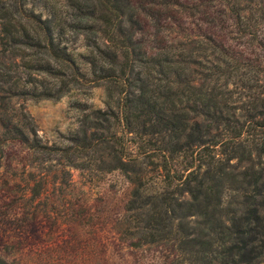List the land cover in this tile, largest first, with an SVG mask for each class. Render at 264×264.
<instances>
[{
  "label": "trees",
  "instance_id": "trees-1",
  "mask_svg": "<svg viewBox=\"0 0 264 264\" xmlns=\"http://www.w3.org/2000/svg\"><path fill=\"white\" fill-rule=\"evenodd\" d=\"M28 3L0 0V54L15 70L7 75L0 59V93L58 97L79 78L104 85L105 110L69 138L68 163L90 159L97 172L117 170L129 182L131 245L170 241L186 264H264V97L259 116H236L224 97L232 80L264 83V0ZM227 27L247 37L239 50L225 43ZM66 32L79 35L81 52L65 44ZM24 119L0 114V146L50 151L29 138ZM248 133L249 149L238 153ZM210 144L224 146L222 159ZM153 173L159 189L145 183Z\"/></svg>",
  "mask_w": 264,
  "mask_h": 264
},
{
  "label": "rangeland",
  "instance_id": "rangeland-1",
  "mask_svg": "<svg viewBox=\"0 0 264 264\" xmlns=\"http://www.w3.org/2000/svg\"><path fill=\"white\" fill-rule=\"evenodd\" d=\"M27 1L30 5L32 0ZM53 1L59 6L63 0ZM226 31V44L237 50L246 44V36L230 33L228 27ZM66 35L65 44L81 52L79 35ZM257 38L264 42V21ZM0 56L4 62L1 70L13 75L10 61ZM32 75L49 86L58 85L48 75ZM0 94L5 98L0 114H24L29 138H36L50 149L32 153L11 141L0 146L1 259L13 264H186L170 241L131 245L136 239L130 235L126 209L130 184L119 171L97 172L86 158L74 157L75 166L68 163L76 147L69 138L84 120L93 118L92 111L105 110L103 84L79 78L58 97H16L4 91ZM224 97L236 116H259L263 108L257 99L264 97V83L250 80L242 87L239 81L232 80ZM226 136L221 131L217 139L224 140ZM123 139L126 146H137L132 136L124 135ZM249 139L248 133L242 144L234 146L238 153H246ZM209 147L215 157L223 158L224 146ZM145 183L151 189L162 186L155 173ZM230 196L229 190L223 192V205Z\"/></svg>",
  "mask_w": 264,
  "mask_h": 264
}]
</instances>
